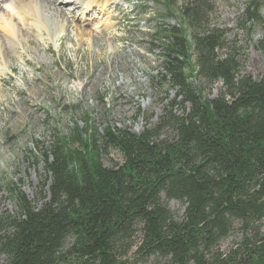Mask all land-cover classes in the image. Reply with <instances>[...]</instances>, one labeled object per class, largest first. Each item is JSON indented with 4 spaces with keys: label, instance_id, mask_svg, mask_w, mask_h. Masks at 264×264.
I'll return each mask as SVG.
<instances>
[{
    "label": "trees",
    "instance_id": "trees-1",
    "mask_svg": "<svg viewBox=\"0 0 264 264\" xmlns=\"http://www.w3.org/2000/svg\"><path fill=\"white\" fill-rule=\"evenodd\" d=\"M203 7L180 9L181 26L157 33L161 80L175 96L153 128L93 132L89 159L57 139L41 155L47 198L37 206L12 189L17 211L0 217L4 264H264V76H240L239 59L219 53L222 33ZM261 10L264 0H249L240 22H261L264 55ZM217 82L221 92L204 98L200 85ZM98 148L122 163L105 167ZM164 201L184 206L180 219ZM234 223L243 239L223 255Z\"/></svg>",
    "mask_w": 264,
    "mask_h": 264
},
{
    "label": "rangeland",
    "instance_id": "rangeland-1",
    "mask_svg": "<svg viewBox=\"0 0 264 264\" xmlns=\"http://www.w3.org/2000/svg\"><path fill=\"white\" fill-rule=\"evenodd\" d=\"M104 1L107 4L91 7L88 12L81 9L63 22L57 16L61 25L54 29L52 39L46 34L38 39L16 24L25 46L15 45L9 52V69L0 73V217L17 211L14 188L37 206L42 197L47 198V189L41 190V155L57 139H66L70 149L89 159L96 152L91 143L93 132L99 137L113 127L139 135L158 123L175 96V91L161 80L164 72L157 33L180 27V9L196 0ZM202 2L208 28L222 33L224 46L219 53L234 54L239 59L240 76L260 80L264 76V55L257 42L263 26L261 22L245 26L240 22L249 0ZM260 17L264 21L262 10ZM0 34L6 36L1 29ZM200 88L208 100L222 90L220 82ZM174 113L181 114V109L175 108ZM74 135L82 139L80 144ZM171 136L170 130L161 135ZM97 150L105 167L122 163L115 149ZM164 202L180 219L184 206L177 201ZM260 230L264 233V220ZM243 236L239 224L234 223L232 233L219 243V252L227 255ZM0 264H4L3 258Z\"/></svg>",
    "mask_w": 264,
    "mask_h": 264
},
{
    "label": "bare ground",
    "instance_id": "bare-ground-1",
    "mask_svg": "<svg viewBox=\"0 0 264 264\" xmlns=\"http://www.w3.org/2000/svg\"><path fill=\"white\" fill-rule=\"evenodd\" d=\"M8 3L7 7H0V29L6 34L5 37L8 36L9 38L7 40L0 34V56L2 60L0 73L9 69V59L11 57L9 52L14 49L15 45L22 48L25 46L26 40L20 35V29L16 26L17 23L24 26L26 31L30 30L38 39H41L44 34L52 39L54 29L56 31L58 24L61 25L56 20L57 16L63 22L65 17H72L82 9V6L88 12L91 7H100L102 4H107L104 0H8ZM66 5H71L67 8L70 9L69 11L66 10ZM42 19L46 21H42ZM109 19H113V17L110 16ZM44 22H47V25ZM111 38L113 39V36ZM14 41H16V44L13 43Z\"/></svg>",
    "mask_w": 264,
    "mask_h": 264
},
{
    "label": "clouds",
    "instance_id": "clouds-1",
    "mask_svg": "<svg viewBox=\"0 0 264 264\" xmlns=\"http://www.w3.org/2000/svg\"><path fill=\"white\" fill-rule=\"evenodd\" d=\"M5 7H7V5H5Z\"/></svg>",
    "mask_w": 264,
    "mask_h": 264
}]
</instances>
